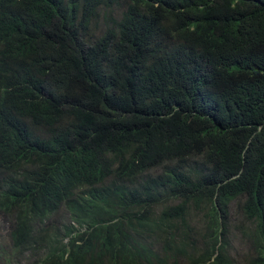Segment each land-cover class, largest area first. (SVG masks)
Returning <instances> with one entry per match:
<instances>
[{
	"label": "trees",
	"instance_id": "1",
	"mask_svg": "<svg viewBox=\"0 0 264 264\" xmlns=\"http://www.w3.org/2000/svg\"><path fill=\"white\" fill-rule=\"evenodd\" d=\"M0 237V264H235L239 239L264 264V0H0Z\"/></svg>",
	"mask_w": 264,
	"mask_h": 264
},
{
	"label": "rangeland",
	"instance_id": "2",
	"mask_svg": "<svg viewBox=\"0 0 264 264\" xmlns=\"http://www.w3.org/2000/svg\"><path fill=\"white\" fill-rule=\"evenodd\" d=\"M104 27V22L102 20L100 27ZM231 217H232V224L234 226L236 225H247V222L243 219V216H241V211L238 209L237 204H232L231 205ZM59 213V214H58ZM58 213L54 214L49 221L46 223L44 226L45 230L48 231L50 229L51 232L50 234L52 235H60V237L64 238L65 237V232L67 230V227H69L72 223L73 220L71 218V215L64 209L62 208ZM11 225V221L7 218L3 219V224L1 225V228L6 229L7 233V228ZM7 236V235H6ZM239 239V238H238ZM235 250L232 252V256L235 260V264H244V255L248 251L247 248H249L247 245L241 243L240 239L238 242L234 243ZM247 246V248H246ZM0 247H3L6 249L7 253H12L13 252V245L12 242L9 240L7 237H0ZM250 250V249H249ZM14 252L17 253L14 249ZM1 255H3L2 250L0 249ZM4 258H7L6 256H3ZM30 260H34V257L32 254L28 255ZM23 262V258L19 260ZM184 263V261L182 260Z\"/></svg>",
	"mask_w": 264,
	"mask_h": 264
},
{
	"label": "clouds",
	"instance_id": "3",
	"mask_svg": "<svg viewBox=\"0 0 264 264\" xmlns=\"http://www.w3.org/2000/svg\"><path fill=\"white\" fill-rule=\"evenodd\" d=\"M103 20V19H102ZM102 20L99 22L98 24V27L95 28V26H91V33L97 38L98 34L104 30V27L103 28H99L100 27V24L102 22ZM104 22V20H103ZM105 26V25H104Z\"/></svg>",
	"mask_w": 264,
	"mask_h": 264
}]
</instances>
